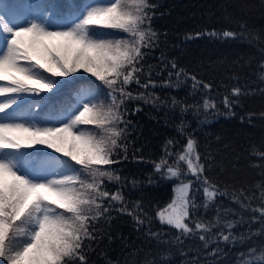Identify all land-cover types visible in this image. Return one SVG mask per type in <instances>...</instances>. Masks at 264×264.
Returning a JSON list of instances; mask_svg holds the SVG:
<instances>
[{
    "label": "trees",
    "instance_id": "16d2710c",
    "mask_svg": "<svg viewBox=\"0 0 264 264\" xmlns=\"http://www.w3.org/2000/svg\"><path fill=\"white\" fill-rule=\"evenodd\" d=\"M36 1L63 5L60 16L69 18L94 2ZM147 3L146 27L155 37L142 49L140 84L127 86L133 98L121 106L122 146L114 153L116 162L106 166L119 179L106 180L105 188L123 201L105 202L110 207L95 224L96 239L85 241L87 264H254L264 256V0ZM102 31L112 39L126 37ZM81 74L84 80L63 85L53 98L57 108L74 102L77 88L89 82L105 99L107 86L90 73L75 75ZM205 101L215 107L205 108ZM189 138L196 141L203 175L218 189L211 202L194 176L178 178L157 168L162 160L176 167L175 156ZM189 181L191 219L209 224V232L181 233L157 215L172 203L177 186Z\"/></svg>",
    "mask_w": 264,
    "mask_h": 264
},
{
    "label": "snow or ice",
    "instance_id": "6c2138e0",
    "mask_svg": "<svg viewBox=\"0 0 264 264\" xmlns=\"http://www.w3.org/2000/svg\"><path fill=\"white\" fill-rule=\"evenodd\" d=\"M27 7L21 15L0 8V264H87L85 241L96 239L95 224L110 207L105 202L123 201L105 188L106 180L119 179L106 166L116 162L114 153L122 146L121 106L133 98L127 86L140 84L142 49L155 37L146 27L149 5L94 0L67 23L58 22L63 5ZM103 29L126 37L109 38L112 33ZM76 73L102 81L105 99L89 82L77 88L74 102L57 108L53 98L61 87L85 79ZM68 77L70 82L60 79ZM53 89L52 97L28 98ZM233 92L239 95V89ZM203 106L215 107L208 101ZM174 163L162 160L157 168L178 178L194 176L207 201L216 199L218 189L203 175L195 140L188 139ZM191 190V181L181 182L176 199L158 211L159 220L181 233L209 232V224L191 219ZM260 212L264 215V207ZM254 264H264V256Z\"/></svg>",
    "mask_w": 264,
    "mask_h": 264
},
{
    "label": "rangeland",
    "instance_id": "374dc122",
    "mask_svg": "<svg viewBox=\"0 0 264 264\" xmlns=\"http://www.w3.org/2000/svg\"><path fill=\"white\" fill-rule=\"evenodd\" d=\"M9 13V12H8ZM11 14H15V15H18V14H16V13H11ZM30 18V17H29ZM69 20V19H68ZM68 20H67V22H68ZM66 22V23H67ZM122 33V32H121ZM122 34H125V33H122ZM126 35V34H125ZM0 115H3V114H0ZM176 196H177V193H176ZM176 196H175V198H176ZM175 200V199H174Z\"/></svg>",
    "mask_w": 264,
    "mask_h": 264
}]
</instances>
